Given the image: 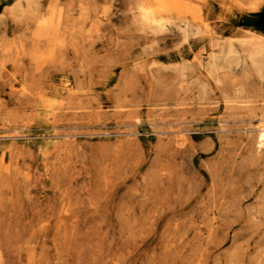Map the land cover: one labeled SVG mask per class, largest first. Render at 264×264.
I'll return each instance as SVG.
<instances>
[{
    "label": "rangeland",
    "instance_id": "rangeland-1",
    "mask_svg": "<svg viewBox=\"0 0 264 264\" xmlns=\"http://www.w3.org/2000/svg\"><path fill=\"white\" fill-rule=\"evenodd\" d=\"M136 2L102 0L76 102L7 139L23 174L0 200L4 264H264V102L228 101L264 76H212L204 43L141 30ZM123 56L135 65L109 97L92 68Z\"/></svg>",
    "mask_w": 264,
    "mask_h": 264
},
{
    "label": "bare ground",
    "instance_id": "bare-ground-1",
    "mask_svg": "<svg viewBox=\"0 0 264 264\" xmlns=\"http://www.w3.org/2000/svg\"><path fill=\"white\" fill-rule=\"evenodd\" d=\"M12 1L0 0V8ZM101 2L17 0L0 21V200L23 174L22 152L6 144L7 139L40 120L41 110L56 117L82 93L75 70L79 66L85 71L88 66L86 45L100 31ZM132 10L141 30L160 36L178 29L189 47L204 43L210 50L212 76L223 67L241 65L264 76V0H137ZM70 52H74L72 61ZM133 65L132 56L99 64L92 68L95 84L110 97ZM231 85L229 102H264V91L251 88L249 82ZM257 128V141L263 147L264 117ZM20 232L18 227L19 237ZM6 259L0 245V264Z\"/></svg>",
    "mask_w": 264,
    "mask_h": 264
}]
</instances>
